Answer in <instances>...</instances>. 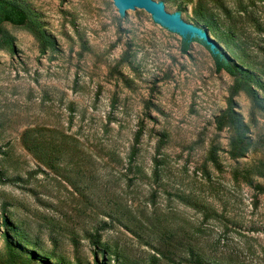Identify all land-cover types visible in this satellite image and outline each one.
Wrapping results in <instances>:
<instances>
[{"label": "rangeland", "instance_id": "374dc122", "mask_svg": "<svg viewBox=\"0 0 264 264\" xmlns=\"http://www.w3.org/2000/svg\"><path fill=\"white\" fill-rule=\"evenodd\" d=\"M9 1L48 44L2 26L0 264H264V86L238 133L233 78L151 14ZM156 1L264 80V0Z\"/></svg>", "mask_w": 264, "mask_h": 264}, {"label": "trees", "instance_id": "16d2710c", "mask_svg": "<svg viewBox=\"0 0 264 264\" xmlns=\"http://www.w3.org/2000/svg\"><path fill=\"white\" fill-rule=\"evenodd\" d=\"M3 24H10L13 26L21 27L29 32L33 38L39 43L40 47L45 49L48 41L45 36L44 30L39 27L35 20H33L28 12L22 9L19 5L9 1V0H0V47L7 44L5 35L3 33L2 26ZM192 41H181V50L183 53H187L189 46ZM209 51L212 60L214 62V67L217 72H225L233 78V85L230 89V95L227 101V107L222 115L218 119V124L227 123L229 126L233 127L235 131L240 133L242 131L241 121L237 117L234 111V97L239 92H244L248 96L254 99L255 102H258V96L255 94L252 85H259L254 82L242 79L235 69L231 66L229 62H220L213 50L210 49L209 45H204ZM246 69L243 65H241ZM248 70V69H246ZM249 71V70H248ZM187 200V201H186ZM185 201L189 204V199ZM103 250V249H102ZM191 257L195 264H212L210 261H207L199 254L190 251Z\"/></svg>", "mask_w": 264, "mask_h": 264}, {"label": "water", "instance_id": "95a60500", "mask_svg": "<svg viewBox=\"0 0 264 264\" xmlns=\"http://www.w3.org/2000/svg\"><path fill=\"white\" fill-rule=\"evenodd\" d=\"M121 14L130 20L131 14H151L162 29L187 42L197 40L199 45H210L220 62H229L242 79L264 86L262 76L244 69L210 27L197 29L170 15L156 0H113Z\"/></svg>", "mask_w": 264, "mask_h": 264}]
</instances>
